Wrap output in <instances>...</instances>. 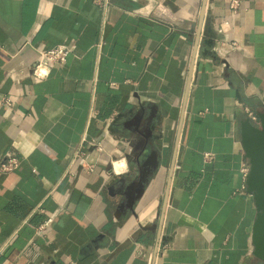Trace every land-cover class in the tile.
Returning <instances> with one entry per match:
<instances>
[{"label": "crops", "instance_id": "crops-1", "mask_svg": "<svg viewBox=\"0 0 264 264\" xmlns=\"http://www.w3.org/2000/svg\"><path fill=\"white\" fill-rule=\"evenodd\" d=\"M105 1L0 0V163L20 161L0 172V264H264L241 137L264 113V0ZM85 137L104 150L69 177ZM147 140L160 167L131 210Z\"/></svg>", "mask_w": 264, "mask_h": 264}, {"label": "water", "instance_id": "water-1", "mask_svg": "<svg viewBox=\"0 0 264 264\" xmlns=\"http://www.w3.org/2000/svg\"><path fill=\"white\" fill-rule=\"evenodd\" d=\"M207 26L208 21L205 25V33ZM258 117L259 123L253 122L250 118L241 123V137L243 149L250 163L246 178L247 191L253 197L257 209L252 234L254 255L264 261V113H259ZM136 184L139 185V189L129 202L131 210L145 192V183L136 182Z\"/></svg>", "mask_w": 264, "mask_h": 264}, {"label": "built area", "instance_id": "built-area-1", "mask_svg": "<svg viewBox=\"0 0 264 264\" xmlns=\"http://www.w3.org/2000/svg\"><path fill=\"white\" fill-rule=\"evenodd\" d=\"M96 3L99 5H105L107 2L105 0H96ZM242 0H232L231 9L234 12H237L241 6ZM75 45H59L52 49L42 51L40 53V61L37 67L35 68L34 74L37 77L43 78L49 74V69L55 65H64L67 62L68 57L75 51ZM250 119L253 122H257V117L252 112H248ZM88 148H85V147ZM102 152L103 146L96 139L88 140L86 137L83 139L82 146H80L73 157L71 166L67 171V176L74 177L75 172L72 170L73 167L78 165L82 171L86 173H93L96 170V166L91 162L92 151ZM211 157V155H207ZM20 166V161L17 157L13 155H7L3 161L0 163V172L11 173L17 170ZM249 166L244 167V174L247 178L249 173Z\"/></svg>", "mask_w": 264, "mask_h": 264}, {"label": "flooded vegetation", "instance_id": "flooded-vegetation-1", "mask_svg": "<svg viewBox=\"0 0 264 264\" xmlns=\"http://www.w3.org/2000/svg\"><path fill=\"white\" fill-rule=\"evenodd\" d=\"M142 133L143 137H146L148 134L147 131ZM151 147L152 145L148 140L145 145L140 143L134 144L131 154L127 156V164L130 165L127 172L134 176L132 179L134 181L131 184V188H127L125 191L122 190V192H126L125 205H129L131 198L135 197L134 194H136V191L139 189V185L136 184V182L145 183L146 190L148 185L158 174L160 160L157 153L153 151ZM142 151H144L143 154Z\"/></svg>", "mask_w": 264, "mask_h": 264}]
</instances>
